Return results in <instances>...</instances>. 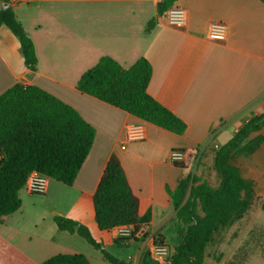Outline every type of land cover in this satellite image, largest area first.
I'll use <instances>...</instances> for the list:
<instances>
[{
	"label": "crops",
	"instance_id": "0c3cea01",
	"mask_svg": "<svg viewBox=\"0 0 264 264\" xmlns=\"http://www.w3.org/2000/svg\"><path fill=\"white\" fill-rule=\"evenodd\" d=\"M10 1L34 42L38 66L36 71L26 67L19 40L2 26L0 95L15 85L37 86L73 107L96 137L73 186L50 179L45 203L21 190L20 210L0 224V264H41L59 254H83L90 264H109L80 236L60 231L55 216L86 226L105 250L113 246L112 255L127 264H170L151 255L155 241L173 252L184 234L168 191L190 174L218 188L216 152L264 112V0H178L175 5L188 12L183 29L168 27L158 14L162 0ZM151 20L154 26L146 31ZM212 22L228 26L225 42L206 38ZM105 56L125 69L147 59L153 69L148 93L185 122L186 132L163 130L80 92L82 75ZM137 123L144 125L146 140L124 145L126 126ZM173 150L187 152L189 161L171 164ZM113 155L140 200L137 227L143 234L127 241L118 240L115 229L100 231L95 219L94 195ZM235 165L253 182L262 209L264 142ZM218 237L209 247L226 245L238 234Z\"/></svg>",
	"mask_w": 264,
	"mask_h": 264
},
{
	"label": "trees",
	"instance_id": "16d2710c",
	"mask_svg": "<svg viewBox=\"0 0 264 264\" xmlns=\"http://www.w3.org/2000/svg\"><path fill=\"white\" fill-rule=\"evenodd\" d=\"M177 1L162 0L158 14L162 15ZM154 23L151 20L146 31ZM2 26L8 27L19 40L26 67L36 71L38 57L34 42L18 21L10 0H3ZM152 72L145 58L125 69L105 56L82 75L77 89L146 123L183 135L187 130L185 122L148 93ZM263 128L264 112L251 118L216 152L214 169L221 176L218 188L190 174L174 191H168L176 218L185 227L180 242L170 253V264H204L206 250L215 236L242 220L259 200L253 182L242 176L233 160L252 155L260 148L264 142L260 134ZM256 133L259 134L252 138ZM95 137L94 127L73 107L37 86L15 85L0 95V155L4 157L0 161V224L4 217L20 210V192L32 172L73 186ZM93 203L100 231L110 232L124 225H133L138 230L140 200L116 155L106 166ZM54 221L60 231L84 239L109 264H127L107 252L86 226L62 216H55ZM41 264H90V261L83 254H59Z\"/></svg>",
	"mask_w": 264,
	"mask_h": 264
},
{
	"label": "built area",
	"instance_id": "2783aa9c",
	"mask_svg": "<svg viewBox=\"0 0 264 264\" xmlns=\"http://www.w3.org/2000/svg\"><path fill=\"white\" fill-rule=\"evenodd\" d=\"M10 3H13V1ZM167 26L174 29H183L188 23V12L182 6L174 5L161 15ZM206 38L209 41L222 43L228 38V26L222 22H212L207 29ZM147 138L146 129L143 124H129L125 129V141L143 142ZM190 157L187 152L173 150L169 154V162L173 165H182L189 161ZM50 178L37 171L32 172L25 184V189L31 195H45L48 192ZM115 236L118 240H132L136 236H141L143 231L136 230L133 225H124L114 228ZM155 241L151 246V255L162 262L170 259V249L168 246Z\"/></svg>",
	"mask_w": 264,
	"mask_h": 264
},
{
	"label": "rangeland",
	"instance_id": "374dc122",
	"mask_svg": "<svg viewBox=\"0 0 264 264\" xmlns=\"http://www.w3.org/2000/svg\"><path fill=\"white\" fill-rule=\"evenodd\" d=\"M238 162L234 158L233 164ZM40 202H47L44 195H35ZM238 234V238L229 240L226 245L219 248L208 247L204 264H264V210L259 208L258 203L244 217L233 225L222 229L219 237L223 239L224 234ZM221 244L224 240L219 241ZM217 250V251H216ZM110 254L117 251L113 246L108 248ZM114 255V254H113Z\"/></svg>",
	"mask_w": 264,
	"mask_h": 264
}]
</instances>
